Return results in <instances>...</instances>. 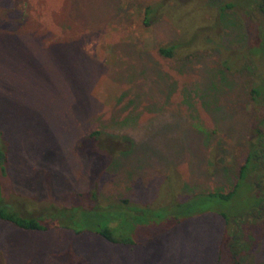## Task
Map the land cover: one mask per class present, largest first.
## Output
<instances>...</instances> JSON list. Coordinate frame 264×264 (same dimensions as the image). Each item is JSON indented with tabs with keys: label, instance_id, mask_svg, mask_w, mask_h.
I'll return each instance as SVG.
<instances>
[{
	"label": "rangeland",
	"instance_id": "obj_1",
	"mask_svg": "<svg viewBox=\"0 0 264 264\" xmlns=\"http://www.w3.org/2000/svg\"><path fill=\"white\" fill-rule=\"evenodd\" d=\"M162 1L0 0V80L17 71L9 85L0 84V129L11 144L1 201L20 206L87 191L98 161L79 143L95 129L129 136L138 150L121 154L119 167L101 177L108 196L159 207L233 189L260 119L250 89L264 80V60L255 64L246 54L248 30L255 33L263 17L245 9L249 0H176L180 9L158 12L147 26L145 6ZM228 1L241 9L222 14ZM46 16L55 33L40 22ZM87 32L94 36L83 41ZM195 37L201 48L189 58L158 52ZM77 39L83 45L54 44ZM123 143L108 142L118 149ZM256 191L246 182L236 200L222 204L232 220L244 221ZM221 216L187 218L139 245L66 228L25 230L0 219V264H217L225 250ZM242 258L264 264V239Z\"/></svg>",
	"mask_w": 264,
	"mask_h": 264
},
{
	"label": "trees",
	"instance_id": "obj_2",
	"mask_svg": "<svg viewBox=\"0 0 264 264\" xmlns=\"http://www.w3.org/2000/svg\"><path fill=\"white\" fill-rule=\"evenodd\" d=\"M165 1L160 3L151 2L145 6L144 17L147 26L152 24V19L158 12L163 16H166V14L171 16L170 11L180 9L183 5L176 0L173 4ZM245 5L246 10L253 11L257 9L263 17L256 24L255 33L248 30L250 34V55L245 52L246 56H249V59L257 64L258 58L264 60V0H249ZM218 9L223 14L227 13L228 10L234 9L237 11L241 8L238 7L236 1H228L220 5ZM39 20L44 27H48L55 33L56 30H52L51 24L53 19L46 16ZM63 28H66L65 23H63L61 29L64 30ZM56 34L60 33L56 32ZM87 34H83V41H87L94 36V32H87ZM198 39L199 37H195L187 42L178 39L175 42L160 46L158 52L168 58L180 56L189 58L193 55V52H197L201 48L200 46L196 47ZM54 44L64 48L71 45H83L82 41L78 39ZM215 48H221L220 42ZM74 49L76 48L74 47ZM188 50L190 55L184 54ZM52 57L55 56L52 55ZM60 65L63 67L69 66L62 63ZM255 72L258 76L259 73ZM15 74H17V71L13 72L12 76L7 72L3 73L0 84L9 85ZM5 75L10 76L6 79ZM79 80H82L81 77ZM59 84H56L57 92L59 91ZM78 86V95H81L79 97L83 99ZM60 94H63L62 90ZM250 100L258 110L260 119L254 126V133L249 136L246 146V159L239 166L237 181L229 192L195 193L186 201L173 199L159 207L149 204L144 207L134 203L126 195L108 196L104 192L101 177L109 168L119 167L118 158L121 154L124 157H129L136 154L138 150L129 136L105 134L102 130L95 129L79 143V149L82 152L94 155L98 161L97 169L92 171L90 175L87 191L68 192L53 197L49 202L40 199L33 200L30 204L26 202L19 203L20 206L0 200V219L11 222L25 230L46 231L54 228H66L76 234L84 232L98 234L115 244L139 245L154 238L161 229L164 232L187 218L206 212H215V214L222 215L221 217L226 221L225 234L221 243L225 250L221 247L217 264H244L242 257L249 254L253 247L264 239V80L250 89ZM122 140L125 143L120 149L108 144V142L118 143ZM10 149L11 144L6 138L4 130L0 129V193L2 188L4 190V181L10 178ZM133 176V171H130L131 179ZM246 182L250 189L254 187L257 191L250 193L253 204L245 212L244 221L237 223L234 218L238 217L233 216L232 220L231 216L223 209L222 204L236 200V196L244 189V183ZM34 210H40L41 212L39 215L33 216ZM25 213L27 215H24ZM233 222L235 225L232 228ZM231 252L234 255L233 257L229 255ZM67 253H73V249L69 248L65 254ZM229 260H231V263Z\"/></svg>",
	"mask_w": 264,
	"mask_h": 264
}]
</instances>
